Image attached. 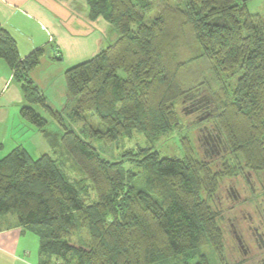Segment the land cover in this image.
Listing matches in <instances>:
<instances>
[{
    "label": "trees",
    "instance_id": "16d2710c",
    "mask_svg": "<svg viewBox=\"0 0 264 264\" xmlns=\"http://www.w3.org/2000/svg\"><path fill=\"white\" fill-rule=\"evenodd\" d=\"M86 1L89 19H104L118 37L66 71L62 110L30 76L45 51L21 58L0 24V59L20 86L21 117L47 139L36 107L62 125L61 146L84 176L72 180L54 156L17 147L0 159V216L15 214L39 238L41 264H187L203 246L220 252L221 181L247 169L264 175V15L251 14L249 0ZM193 43L215 85L181 59ZM177 104L199 106L202 131L242 166L213 172L189 152L161 157L156 144L181 128ZM65 112L83 127L68 129ZM89 117L97 128H86ZM135 134L146 148L108 157L105 148Z\"/></svg>",
    "mask_w": 264,
    "mask_h": 264
},
{
    "label": "crops",
    "instance_id": "0c3cea01",
    "mask_svg": "<svg viewBox=\"0 0 264 264\" xmlns=\"http://www.w3.org/2000/svg\"><path fill=\"white\" fill-rule=\"evenodd\" d=\"M0 24L14 37L21 58L45 51L30 76L53 103L49 90L56 78L63 79L66 71L95 57L118 37L104 19H89L86 0H0ZM65 89L61 96L67 94ZM24 103L13 71L0 59V153L6 146L10 152L17 147L29 152L27 140L36 141L33 147L39 152L37 144L44 135L21 117ZM39 251V238L21 227L15 214L0 216V264H40Z\"/></svg>",
    "mask_w": 264,
    "mask_h": 264
},
{
    "label": "rangeland",
    "instance_id": "374dc122",
    "mask_svg": "<svg viewBox=\"0 0 264 264\" xmlns=\"http://www.w3.org/2000/svg\"><path fill=\"white\" fill-rule=\"evenodd\" d=\"M248 9L251 14H258V15L263 16L264 15V0H249ZM133 28H136V25H134ZM113 41L114 40H111L110 43H112ZM108 45H109V42L105 44V47H107ZM199 53L201 54L200 48L195 43L190 44L188 47H183L180 49L181 59L183 61L191 60L190 62L192 63L193 70H195L199 75H201L202 79H208L211 81L213 85H215V79L213 78L214 77L213 73L211 72L210 69L206 68V65L197 58V55ZM64 85L66 88L65 77L63 79H61V77H57L56 81L54 82V84L51 86L49 90L50 97L53 93L54 103L53 102L51 103L55 106V108L59 110H62L64 108L66 104V100H67V94L64 96H61L63 95ZM177 108L179 112H181V117H180V127L181 128H180V131H177L170 139H167V138L161 139L156 144L157 150L160 152L161 157L163 158L164 157L182 158L183 156H185V154H188L189 152V154L190 153L193 154L194 158L197 161L203 162L205 165H208L213 170V172H216L220 166L222 167L226 166V164H230L231 167L242 166L239 161V156L223 155L224 151H222L221 154H217L214 150H212L213 149L212 145L208 146L206 144L205 138H207L208 136L205 130L202 131V129L205 128L204 127L205 124L201 123L202 118H199L200 116H197L196 114L198 110L197 108H199V106L195 107L190 104L179 106V104H177ZM36 110L43 117H45L49 122L47 126V130L49 132V138L47 139L43 136L40 137L39 139L40 143L38 144L36 143L39 148V152L36 151L37 153L35 152L34 147H33V144L36 141L34 143L28 144V140H27L26 148L29 150L30 155L33 158H38L43 154H50L59 160L61 168L64 170V172H66L71 177L72 180H77V181L83 180L84 176L78 171V169L74 165V161L66 154V152L63 150L61 146V138H62L63 133L65 132L64 127L60 125L58 122H56L54 119H52L48 115V113H46L40 107H36ZM68 114L69 112H65V126L68 129H78V130L81 129L83 126L81 124H76L73 121H71L70 117H68ZM97 122L98 121L94 117L93 118L89 117L86 128H88L89 124L93 128H97ZM185 137L186 139L183 144L182 139H184ZM53 143L56 145L54 146ZM146 147H147L146 138L142 134H135L132 139L120 141L114 146H109L105 148V150L109 153L108 157L110 159L119 160L123 157L124 154H126L127 151L131 149L137 151L140 148H146ZM6 151L4 149L0 153V156L6 155L11 150L8 149L6 146ZM128 165L133 166V167L135 166L132 164H128ZM138 169L139 168L135 166V171L138 172L139 171ZM247 171L249 170L247 169ZM247 171L245 172L242 171L243 172L242 176H244L243 178H246V176L250 174L253 180L254 179L258 180L257 187H259L260 185V187L264 191L263 173H253V172H250V171L247 172ZM234 181L237 183V186L240 187V184H241L240 177H238L237 179L225 178L221 181L218 191L220 192L224 191L226 188V185H229L231 182V186H232ZM220 196L221 195L219 193V197ZM251 196H252L251 198H254L253 195ZM244 198L249 200L248 196H245ZM244 198L242 200H239L238 202H234L235 205L234 207H231V208L227 206V205L230 206V203L227 200L221 199L224 206L225 205L227 206L225 208L223 207V205L220 204L221 202L218 200L219 198L217 197V201L219 204L218 206L222 210L221 213H222V217L224 218V220H226V214L231 210H232V213H234L235 211L238 212L237 210H240V209L241 210L243 209L244 210L243 212H245L246 209L250 208L248 200L246 201ZM236 214H237V217L242 216L241 214H238V213ZM233 217L234 215L230 214L229 219L232 220ZM240 220L242 219L240 218ZM229 237L230 236H228V238ZM229 242L231 243L230 239L228 240V243ZM226 246L229 247V244ZM225 247L223 246L222 250L218 252L214 249V247L210 245L203 246L196 253L189 256L186 262L187 264H235L236 260L232 259V256L230 254V249L228 251L227 247H226L227 250L225 249Z\"/></svg>",
    "mask_w": 264,
    "mask_h": 264
},
{
    "label": "flooded vegetation",
    "instance_id": "af4514ba",
    "mask_svg": "<svg viewBox=\"0 0 264 264\" xmlns=\"http://www.w3.org/2000/svg\"><path fill=\"white\" fill-rule=\"evenodd\" d=\"M205 142L208 146L212 145V150L217 154H221L225 150L223 141L212 137V135L205 138ZM243 177H240V187L237 186L235 181L232 186L230 182L229 185H226L225 192L219 191L221 196L219 197V193L217 196L220 199V204L225 208L227 206L230 208L234 207V202L242 200L245 196H248L249 200L244 199L248 200L250 205V208L245 210L246 213L243 212V209L237 210L238 212L235 211L234 213L231 210L226 214V220L224 218L222 219L223 221L221 220L224 238L223 246L225 247L229 244V247H226L228 251L230 249L232 259L236 260L235 264H264V191L260 185L257 187L258 180H253L250 174L246 178ZM251 195L254 198H251ZM221 199L227 200L230 206H224ZM236 213L242 216L237 217ZM230 214L234 215L232 220L229 219ZM228 236L230 237L228 238ZM229 239L231 243H228Z\"/></svg>",
    "mask_w": 264,
    "mask_h": 264
}]
</instances>
